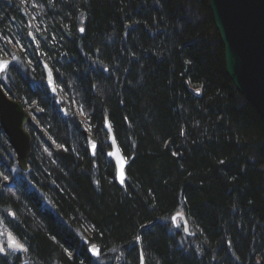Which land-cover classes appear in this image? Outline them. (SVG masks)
Segmentation results:
<instances>
[{
    "label": "trees",
    "instance_id": "trees-1",
    "mask_svg": "<svg viewBox=\"0 0 264 264\" xmlns=\"http://www.w3.org/2000/svg\"><path fill=\"white\" fill-rule=\"evenodd\" d=\"M0 57L33 117L29 173L0 124V245L24 247L0 264H264V121L209 0H0ZM106 120L132 159L124 186Z\"/></svg>",
    "mask_w": 264,
    "mask_h": 264
},
{
    "label": "water",
    "instance_id": "water-1",
    "mask_svg": "<svg viewBox=\"0 0 264 264\" xmlns=\"http://www.w3.org/2000/svg\"><path fill=\"white\" fill-rule=\"evenodd\" d=\"M209 3L216 30L224 47L226 73L237 91L264 121V0H209ZM0 61L7 64V68L0 71L1 75L8 71L12 63L1 58ZM42 68L46 75L48 90L56 95L57 89L51 68L45 62L42 63ZM62 114L67 115L65 110H62ZM32 121L22 102L12 99L0 85V124L16 154L18 167L23 173L30 171L32 139L27 126ZM105 131L111 145L108 157L116 165L119 185L124 186L127 180V168L132 159L127 160L123 156L108 120L105 123ZM83 133L94 158L97 143L86 130ZM174 217L175 226L177 220L181 219L185 234L193 237L186 216L178 213ZM8 247L19 252L24 251V247L12 235L8 236ZM89 251L94 258L100 259L101 252L96 244H92ZM0 254H4V248ZM141 264H146L142 251Z\"/></svg>",
    "mask_w": 264,
    "mask_h": 264
},
{
    "label": "snow or ice",
    "instance_id": "snow-or-ice-1",
    "mask_svg": "<svg viewBox=\"0 0 264 264\" xmlns=\"http://www.w3.org/2000/svg\"><path fill=\"white\" fill-rule=\"evenodd\" d=\"M81 31H83V29H81ZM7 68V64H5L4 62L0 61V71H3ZM6 179V177H5ZM173 219H175V217H173ZM0 251H3V248H0Z\"/></svg>",
    "mask_w": 264,
    "mask_h": 264
},
{
    "label": "rangeland",
    "instance_id": "rangeland-1",
    "mask_svg": "<svg viewBox=\"0 0 264 264\" xmlns=\"http://www.w3.org/2000/svg\"><path fill=\"white\" fill-rule=\"evenodd\" d=\"M176 224L178 227H182V221L180 219L177 220ZM1 244L5 245L7 243L5 241H1Z\"/></svg>",
    "mask_w": 264,
    "mask_h": 264
},
{
    "label": "bare ground",
    "instance_id": "bare-ground-1",
    "mask_svg": "<svg viewBox=\"0 0 264 264\" xmlns=\"http://www.w3.org/2000/svg\"><path fill=\"white\" fill-rule=\"evenodd\" d=\"M43 63V62H42ZM42 63H41V65H42ZM47 87V86H46ZM48 88V87H47Z\"/></svg>",
    "mask_w": 264,
    "mask_h": 264
}]
</instances>
